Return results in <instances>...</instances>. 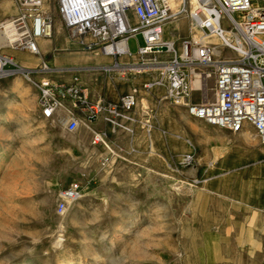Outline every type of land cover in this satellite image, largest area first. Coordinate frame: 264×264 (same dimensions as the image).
<instances>
[{
    "label": "rangeland",
    "instance_id": "obj_1",
    "mask_svg": "<svg viewBox=\"0 0 264 264\" xmlns=\"http://www.w3.org/2000/svg\"><path fill=\"white\" fill-rule=\"evenodd\" d=\"M188 7L174 0L173 11ZM42 11L53 22L43 52L0 50L14 61L0 74V264H256L253 250L264 245V163L242 180L229 173L211 182L213 194L193 181L207 177L201 163L196 173L180 163L195 122L182 107V124L172 117L152 126L150 136L133 130L130 156L43 116L33 81L49 55L67 52L54 50L63 37L81 38L66 33L53 2L43 0ZM17 13V0H0V20ZM186 15L178 28L170 26L172 33H198ZM137 42L139 34L128 40L130 51ZM213 86L210 78L209 100ZM249 131V140L264 148ZM74 181L80 197L59 215L60 192ZM254 222L262 226L252 232Z\"/></svg>",
    "mask_w": 264,
    "mask_h": 264
},
{
    "label": "built area",
    "instance_id": "obj_2",
    "mask_svg": "<svg viewBox=\"0 0 264 264\" xmlns=\"http://www.w3.org/2000/svg\"><path fill=\"white\" fill-rule=\"evenodd\" d=\"M189 5L188 14L197 36L180 38L177 45L163 39L167 20L182 18L186 9L174 10V0H58L57 12L67 34L72 38H89L84 49L94 46L107 55H145L164 46L171 57L159 64V75L165 84V96L186 114L198 121L233 134L246 127L264 144V0H181ZM18 13L0 20L8 21L14 35L24 33L23 45L31 53L39 52L38 39L50 38L53 22L42 11L43 0H17ZM134 16V21L131 19ZM141 36L136 50L130 51L128 40ZM216 37L219 43L209 42ZM4 45L0 43V50ZM14 61L0 51V74ZM214 82L212 99H208L207 81ZM75 80L65 87L79 100L85 97ZM151 83L144 84L149 87ZM38 104L49 117L60 105L48 79L36 82ZM136 103L132 91L109 104L112 115L131 110ZM102 105L93 109L100 111ZM91 115L89 116V118ZM80 124L71 115L69 131ZM92 142L108 148L100 132L92 131ZM193 156L184 154L180 163L191 165ZM80 185L74 181L64 188L56 212L64 214L69 204L80 197Z\"/></svg>",
    "mask_w": 264,
    "mask_h": 264
},
{
    "label": "crops",
    "instance_id": "obj_3",
    "mask_svg": "<svg viewBox=\"0 0 264 264\" xmlns=\"http://www.w3.org/2000/svg\"><path fill=\"white\" fill-rule=\"evenodd\" d=\"M45 1L47 2V0ZM57 1L50 0L55 4V13L58 15ZM131 19L134 21V16H131ZM179 21L167 20L163 25V39L166 42H174L175 46L180 38L185 37L180 35L179 30L176 34L170 30V26L173 25L178 28ZM62 27L65 30L63 24ZM55 34L57 37L60 35L58 24H56ZM88 41L89 38L85 37L79 41L67 40L66 37H63L58 43L60 47L54 46V44L52 46H54V50L62 48L67 52L63 54L53 52L45 60L46 66L38 71L40 77L33 81L38 92L39 88L36 82L48 79L54 96L60 101V105L56 106L47 118L57 124L64 125L67 129L69 117L73 114L80 119V124L72 131L85 129L91 134L92 131L100 132L107 142V149L110 152L113 153V148L119 154L129 156L131 155L133 130L144 128L146 131L150 132L152 129L154 132L152 126L159 125L166 118L172 117L176 122L183 123L184 114L180 109L181 106L173 104L166 98L165 84L159 75V64L171 57L170 52H161L163 51L161 50L145 55L113 56L104 54L98 46H94L90 50L84 49L82 42ZM37 43L39 51L43 52L46 48L44 40L38 39ZM77 55L78 57H76ZM74 79L85 97L84 100H79L65 91V87L71 85ZM146 83L151 84L149 87H144ZM132 91L136 95L134 107L129 111L118 108L119 114L112 115L108 108L109 104L117 103L119 98ZM97 103L102 105L100 111L93 109ZM189 131L193 140L190 144L191 150L188 152H191L194 160L191 166L195 168L196 173L197 165L201 163L203 165L202 174L207 176L200 179L195 177L193 181L204 182V185L209 188L208 191L213 194H218V190L211 187V182L221 179L220 177L229 173L242 174L239 176L242 180L244 174H253L254 170L264 163V148L249 140L251 137L248 127L233 134L195 120ZM196 147L199 150L197 159L194 157ZM212 171L218 174L208 176V172ZM250 190H248V196L252 195ZM260 225L262 226L261 222L259 225L258 222H254L250 229L255 232L259 230ZM253 253L256 264H264V245L253 250Z\"/></svg>",
    "mask_w": 264,
    "mask_h": 264
},
{
    "label": "bare ground",
    "instance_id": "obj_4",
    "mask_svg": "<svg viewBox=\"0 0 264 264\" xmlns=\"http://www.w3.org/2000/svg\"><path fill=\"white\" fill-rule=\"evenodd\" d=\"M178 5V3H177ZM186 10H184V12L181 13V16L186 15ZM177 20V19H174ZM8 21H5L4 23H2V25L0 26V43L4 46H17L20 49H25V46L23 45V41H24V33H19L17 35H14L12 32H10V30L8 29ZM190 29H193V24L190 23ZM194 37L197 36V34L193 35ZM212 40H215V42H213ZM209 42H213V43H219L218 38L216 37H211L208 39ZM12 59V58H11ZM13 60V59H12ZM3 74V73H1ZM12 106L15 104L16 99H12ZM248 130V129H247ZM247 138V137H246ZM59 236V235H58ZM57 246H60V239H58L56 241Z\"/></svg>",
    "mask_w": 264,
    "mask_h": 264
},
{
    "label": "water",
    "instance_id": "obj_5",
    "mask_svg": "<svg viewBox=\"0 0 264 264\" xmlns=\"http://www.w3.org/2000/svg\"><path fill=\"white\" fill-rule=\"evenodd\" d=\"M156 49H158V50H166V48L164 47V46H162V47H158V48H156Z\"/></svg>",
    "mask_w": 264,
    "mask_h": 264
}]
</instances>
